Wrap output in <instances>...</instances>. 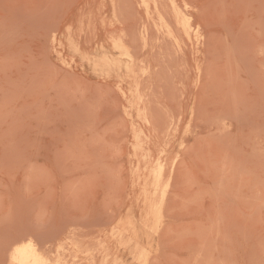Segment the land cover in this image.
<instances>
[{
    "label": "rangeland",
    "instance_id": "1",
    "mask_svg": "<svg viewBox=\"0 0 264 264\" xmlns=\"http://www.w3.org/2000/svg\"><path fill=\"white\" fill-rule=\"evenodd\" d=\"M146 1L0 0V264L21 237L69 264H264V0Z\"/></svg>",
    "mask_w": 264,
    "mask_h": 264
},
{
    "label": "bare ground",
    "instance_id": "2",
    "mask_svg": "<svg viewBox=\"0 0 264 264\" xmlns=\"http://www.w3.org/2000/svg\"><path fill=\"white\" fill-rule=\"evenodd\" d=\"M143 1V3L146 5V7L148 8L149 7V3H148V1H146V0H142ZM190 20H191V18H188V19H181L180 20V22H179V24H180V26L181 27H183L184 29H186V32H187V29H188V27L190 26ZM161 23H162V27L163 28H166L170 33H172V31H171V27H170V25L165 21V19L164 18H162V20H161ZM199 28H195V35H197L198 36V33H199ZM200 36L201 35H199V39H198V41L200 40ZM202 37V36H201ZM198 38V37H197ZM122 56H123V58L124 59H127V60H131L132 62H133V56L132 55H130L129 53H123V54H121ZM134 62H135V60H134ZM127 66V65H126ZM129 66H127L126 67V71H127V74H125L126 75V77H127V79L129 78L130 80H133L134 82H130V90H129V93H130V96H132V97H134L135 98V102L134 103H132L128 108L130 109V111L131 112H133V110L134 111H136L137 112V116H139L144 122H146V124L148 123H150V121H149V118H148V110H147V108L144 106V100H143V95H142V87L140 86V84H138V82H136V80H137V78L139 77L138 76V73L137 74H135V75H133L132 74V71H131V68H128ZM124 70V69H123ZM122 71V70H121ZM125 71V72H126ZM147 71H148V68H143V70H142V72H141V76L142 75H145L146 73H147ZM134 73V72H133ZM121 74H123V73H121ZM121 88V87H120ZM125 90V89H124ZM124 96V95H123ZM125 100V99H124ZM130 102V101H129ZM127 103V102H126ZM126 110V109H125ZM123 111V110H122ZM124 113V112H123ZM127 114V113H126ZM125 115V114H124ZM128 115V114H127ZM135 115H136V113H135ZM140 121V120H139ZM131 125V124H130ZM142 125V124H141ZM132 126V125H131ZM146 130H147V128H146ZM136 132V131H135ZM147 133V132H146ZM135 134V133H134ZM139 135V134H138ZM146 135V134H145ZM149 135V134H148ZM147 136V135H146ZM148 137V136H147ZM150 138V137H149ZM148 139V138H147ZM151 139V138H150ZM142 140H143V138H142ZM149 140V139H148ZM146 141V140H145ZM152 141V140H151ZM138 142V141H137ZM145 143V142H144ZM150 146V145H149ZM144 147H146V150H147V147L148 146H145L144 145ZM151 148V147H150ZM141 151L142 150V148L139 146V145H137L136 146V149H135V151ZM140 151H139V153H140ZM161 151H163V150H161ZM164 152V151H163ZM137 153V152H136ZM162 153V152H161ZM141 154V153H140ZM147 154V153H146ZM148 154H149V152H148ZM137 156H138V154H137ZM140 156V155H139ZM138 156V157H139ZM145 156H147V155H144L143 154V157H145ZM148 157H149V155H148ZM161 157V156H160ZM141 158V157H140ZM162 158V157H161ZM139 159V158H138ZM150 159V158H149ZM152 159V158H151ZM142 160V159H141ZM140 161V160H139ZM151 161V160H150ZM153 161V160H152ZM155 161V160H154ZM157 162V161H156ZM155 162V163H156ZM142 163H144V162H141L140 164H141V169L143 170V168H142ZM152 163V162H151ZM150 163V164H151ZM154 165V164H153ZM148 169V168H147ZM166 169H167V163H166V160H159L157 163H156V166L155 167H153V169L151 168V170H149V175L151 176V180L150 181H146L145 180V184H144V186L145 187H148V188H150L153 192H154V194H156V198L154 197V199H153V197H152V200H150V211L152 212V214H153V219H155V220H153V224L155 223L154 221H156V223L155 224H157L158 225V223H159V219H160V217H161V213H162V208H163V205H164V202H165V198H166V196H167V193H168V190H169V188H170V180L169 179H167L166 178ZM141 171V170H140ZM148 175V174H147ZM141 181V180H140ZM143 186V187H144ZM146 189V188H145ZM148 192V191H147ZM150 193H152V192H150ZM143 195V194H142ZM151 196V195H150ZM153 196V195H152ZM151 199V198H150ZM143 204V203H142ZM151 212H149V213H151ZM145 219V218H144ZM163 222V221H162ZM154 224V225H155ZM117 227L119 226V225H116ZM125 226V225H124ZM126 226H127V224H126ZM118 228H122L121 226L120 227H118ZM71 229H72V227H71ZM73 229H75V228H73ZM111 229V228H110ZM114 229V228H113ZM112 229V230H113ZM155 229V228H154ZM157 229V228H156ZM118 230V229H117ZM117 230L116 231H112V234L113 235H117V238H118V240L119 241H121L122 243L124 242L123 240H124V238H126L125 237V229L123 230L124 232H122V231H119V232H117ZM148 230V229H147ZM69 231V230H68ZM70 231H73V230H70ZM69 231V232H70ZM154 231V230H153ZM157 231V230H156ZM65 232V231H64ZM77 233V232H76ZM101 233V232H100ZM62 234V233H61ZM97 234H98V232H97ZM149 234V233H148ZM64 235V234H63ZM67 235V234H66ZM75 235L76 234H74V237H75ZM102 235V234H101ZM100 235V236H101ZM156 235H157V233H156ZM62 236V235H61ZM65 236V235H64ZM73 236V235H72ZM97 236H99V235H97ZM149 236V235H148ZM59 237H60V234H59ZM149 237H152V236H149ZM149 237H147V239L149 238ZM24 238V237H23ZM58 238V237H57ZM61 238H63V237H61ZM65 238V237H64ZM73 238V237H72ZM99 238V237H98ZM106 238V237H105ZM108 238V237H107ZM116 238V237H115ZM22 239V237L19 239H13V240H15V241H12L13 242V244H12V251H11V254H10V264H69L68 263V260H67V258L66 257H64V256H62V255H55L56 254V252H55V254H54V252H53V254H54V256H57V257H52L51 256V254H50V250H49V248H44V246L43 247H40V245L41 244H39V246L36 244V243H34V242H32V241H28L27 240V242H23V240H21ZM74 239V238H73ZM79 239V238H78ZM32 240H35V239H32ZM55 240H57V239H55ZM70 240V239H69ZM75 240V239H74ZM103 240V239H102ZM105 240H107V239H105ZM113 240H114V237H113ZM60 240H57V242H59ZM77 241V240H76ZM148 242H149V239L147 240ZM11 242V243H12ZM35 242H37V240L35 241ZM50 242V241H49ZM56 242V241H55ZM78 242V241H77ZM101 241H99V243H100ZM102 242H104V241H102ZM101 242V243H102ZM125 242H126V240H125ZM39 243V242H38ZM48 243V242H47ZM118 243V242H117ZM56 244V243H55ZM65 243H63V240L59 243V248L60 249H64L63 248V245H64ZM53 245V244H52ZM57 245V244H56ZM68 245V244H67ZM72 245V244H71ZM112 245V244H111ZM124 245H125V243H124ZM78 246V245H77ZM120 246V245H119ZM146 246H147V244H146ZM150 246V245H149ZM148 246V247H149ZM50 247V246H49ZM66 247V246H65ZM72 246H70V248H71ZM74 247V246H73ZM76 248V247H75ZM102 248H104V244H103V246H102ZM106 248V247H105ZM121 248H122V246H121ZM53 249H56V248H53ZM58 249V248H57ZM66 249H67V247H66ZM77 249V248H76ZM82 249V248H81ZM80 248H79V251L81 250ZM86 249H89L88 247L86 248ZM112 249V248H111ZM110 249V250H111ZM146 249V248H145ZM144 249V250H145ZM73 250H74V248H73ZM149 250V249H148ZM8 251V250H7ZM61 251V250H60ZM108 251V250H107ZM107 251L105 252V250H104V256H103V262H102V264H111L112 263V261H110L111 263H109V262H107V257H109L108 255H107ZM153 251V250H152ZM9 252H10V250H9ZM78 252V251H77ZM82 252V251H81ZM109 252H111V251H109ZM108 252V253H109ZM119 252V251H118ZM148 252V251H147ZM60 253V252H59ZM65 253V252H64ZM84 253V252H83ZM89 253V252H88ZM144 253H146V250H145V252ZM63 254V253H62ZM86 254H87V252H86ZM110 254V253H109ZM113 253H111L110 255H112ZM150 254V253H149ZM66 255V254H65ZM71 255V254H70ZM74 255H76V254H74ZM78 255V254H77ZM80 255H81V253H80ZM83 255V254H82ZM147 255V254H146ZM152 254H150L149 256H151ZM72 256V255H71ZM97 256H98V254H97ZM113 256V255H112ZM148 256V255H147ZM92 258H93V256H91ZM141 258H143V252H142V254H141V256H140ZM68 258H70V257H68ZM77 258H78V256H77ZM89 258V257H88ZM97 258V257H96ZM96 258H95V260H96ZM114 258H115V256H114ZM141 258L139 259V260H141ZM145 259H144V262L145 263H142V261H141V263L142 264H147V259L148 258H150V257H144ZM147 258V259H146ZM71 259H72V257H71ZM87 259V258H86ZM94 259V258H93ZM111 259V258H110ZM78 261V260H77ZM93 261V260H92ZM138 261V260H137ZM82 262H83V260H82ZM86 263L88 262V261H85ZM118 262V261H117ZM89 263H90V261H89ZM97 263V262H96ZM120 263V262H119ZM140 263V264H141ZM81 264V263H80ZM101 264V263H100Z\"/></svg>",
    "mask_w": 264,
    "mask_h": 264
}]
</instances>
